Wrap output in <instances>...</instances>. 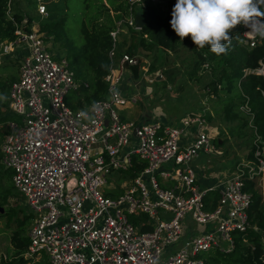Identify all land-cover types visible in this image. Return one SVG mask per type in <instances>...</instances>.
<instances>
[{"label": "built area", "instance_id": "2783aa9c", "mask_svg": "<svg viewBox=\"0 0 264 264\" xmlns=\"http://www.w3.org/2000/svg\"><path fill=\"white\" fill-rule=\"evenodd\" d=\"M127 1L130 15L110 32L111 64L104 77L108 98L86 109L67 102L79 87L69 59L53 52L39 24L33 21L28 31V17L16 22L9 1L17 37L1 43L0 54L17 52L19 45L26 53L10 89L9 106L19 119L8 121L0 151L14 187L34 215L27 255L45 252L51 264H210L205 253L231 252L235 234L251 227L248 185L254 182L264 193L263 142L257 135L253 158L238 161L222 179L203 187L194 162L215 150L204 115L188 113L177 123L151 114L139 122L124 119L120 111L139 103L141 94L128 93L126 75L136 87L156 77L147 76L139 54L119 51L121 34L126 26L140 30L137 15H143L148 2L159 0ZM43 4L40 0L38 6L45 20L49 12ZM240 27L244 45L256 47L260 38ZM133 67H139L141 77L134 76ZM245 73L264 76V63ZM241 109L253 114L248 103ZM81 111L91 119L81 117ZM134 156L146 166L127 178ZM115 172L126 185L119 194L123 183L104 190ZM211 192L219 194L215 206L208 198ZM140 215L148 219L137 225L134 219ZM146 225L153 229L143 231ZM173 244L178 246L169 249Z\"/></svg>", "mask_w": 264, "mask_h": 264}, {"label": "trees", "instance_id": "16d2710c", "mask_svg": "<svg viewBox=\"0 0 264 264\" xmlns=\"http://www.w3.org/2000/svg\"><path fill=\"white\" fill-rule=\"evenodd\" d=\"M9 1L0 0V44L17 37L15 22L8 16ZM65 1L69 8L70 0ZM84 1L82 33L85 40L81 44L70 37L66 27L67 16L58 19L50 17L49 19V14L46 20L39 24L41 31H44L51 40L60 44L61 52H64L62 55L69 59L76 72L79 87L67 100L68 104L76 109H86L97 101L108 98V84L104 77L109 73L111 64L108 56L112 44L110 32L116 28L118 20L125 19L130 15V3L127 0H107L109 7L104 0ZM33 3L35 0H25V2L11 0L12 17L20 24L25 17H28L29 24L26 26L28 31L31 30L34 16L27 11L26 6ZM175 3L176 0L148 2L147 9L143 12V27L140 30L128 27L129 42H120L119 51L139 54L141 49L147 51L162 49L178 54V50L182 48L189 54L185 60L190 61L193 74L208 65L207 69L213 72V79L207 85L210 88V94L221 100L222 116L228 127H232L238 133L237 136L245 137L247 142H252L247 158H253L254 140L257 135L261 136L264 146V76L256 73L246 74L245 72L247 69H257L261 66V62L264 63V39L259 37L258 45L250 49L242 42L241 27L238 26L231 33L232 40L227 54L217 56L210 51L208 46L199 49L190 36L181 41L171 28V13ZM55 9V7L52 8V10ZM18 56V60H15L17 63L21 62V55ZM6 66L5 68L9 72V68ZM151 69L155 70L153 65ZM132 70L134 76L139 78V67H133ZM17 79L18 77L15 75L6 77L0 75V125L10 120L19 119V116L9 106L11 85ZM246 103L249 104L253 114L246 113L241 109ZM2 141L0 134V146ZM145 166L144 161L134 156V167L131 171L126 172L127 178L135 177ZM9 181H12V171L4 168L0 151V216H9V220L16 224V228L10 236L13 252L12 264H51L47 257H43L40 262L33 261L38 253L32 256L27 255L30 246L27 226L31 224L34 217L28 205L29 213L24 214L22 218L20 217L22 209L10 208L5 214H2L1 207L7 203L8 198L19 193L16 190L8 189ZM248 188L253 194V201L249 209L251 227L245 233L235 234L236 243L231 252L215 249L205 253L204 256L210 264H264V193L256 187L254 182L250 183ZM122 192L118 191L117 193ZM208 198L215 206L219 194L211 192ZM147 219V215H140L134 219V222L140 225ZM255 226L258 230L255 229ZM152 229V225L142 227L143 231ZM29 260L33 262L30 263Z\"/></svg>", "mask_w": 264, "mask_h": 264}, {"label": "rangeland", "instance_id": "374dc122", "mask_svg": "<svg viewBox=\"0 0 264 264\" xmlns=\"http://www.w3.org/2000/svg\"><path fill=\"white\" fill-rule=\"evenodd\" d=\"M25 2V0H21ZM39 1L35 0L32 5H27L26 9L34 16V22L40 24L43 20L39 14ZM43 5L47 8L51 17L58 19L62 16H67V31L72 39L79 44L84 42V35L82 33L83 13L85 10L84 0H70L68 2L69 8L65 0H42ZM108 4L107 0H104ZM55 7V10L52 8ZM46 20V19H45ZM48 20V19H47ZM130 32L129 28L125 27L121 34V42H129ZM51 49L56 54H64L61 52L60 44L51 40ZM18 51L6 55L0 54V75L4 77L15 75L19 78L21 62L17 63V55L26 53V49L23 45L18 46ZM60 52H59V51ZM59 52V53H58ZM177 53L167 52L162 49H156L147 51L141 49L139 55L142 58V65L149 69L147 76L149 78L156 77L153 83H150L148 79L142 80L139 86H132L133 83L129 79L128 74L124 83L128 85V93L130 95L136 94L140 91V102L129 106L120 111L125 120L139 122L142 120L141 116L143 112H150L151 116L162 120L163 122L177 123L179 119L188 113H197L204 115L209 122L210 129L212 130L213 143L215 150L210 153H203L200 158H197L194 162L197 170L200 172V178L204 177L211 182L219 181L224 177L226 173L231 172L235 163L247 158L248 153L251 150V141L247 142L246 138L237 136V132L228 127L222 116V102L211 96L209 93L208 83L213 79V72L207 68H200L196 74H193V68L189 60L185 58L189 57L187 50L180 48ZM17 54V55H15ZM16 64H19L18 66ZM7 65V66H6ZM154 66L155 70L151 69ZM9 68V72L7 69ZM141 77V76H140ZM73 94L71 92L67 98ZM234 131V132H232ZM8 132V122L0 125V134L2 139ZM264 156V152H263ZM169 166V163L165 164ZM126 175V174H125ZM119 172H115L109 176V183L105 186V189L110 187L118 188L119 191H124L125 183L123 182ZM201 186L204 187V183L200 181ZM8 189L18 191L13 181L7 183ZM19 192V191H18ZM3 205L2 214H5L10 208L17 210L22 209L20 217L24 214H28V207L26 197L22 193L12 195ZM190 219V217L188 216ZM32 225L29 224L27 229L29 231ZM193 227H197L193 223ZM16 228V224L9 220V216H0V264H12V248L10 243V236L13 230ZM178 244L169 246V249H175ZM167 252H163V259L166 258ZM43 257H47L45 252H41L33 261L40 262ZM27 259L29 257H26ZM30 263L33 261L29 260Z\"/></svg>", "mask_w": 264, "mask_h": 264}, {"label": "clouds", "instance_id": "9594fccd", "mask_svg": "<svg viewBox=\"0 0 264 264\" xmlns=\"http://www.w3.org/2000/svg\"><path fill=\"white\" fill-rule=\"evenodd\" d=\"M171 16L181 41L190 36L197 48L208 46L217 56L227 54L231 33L240 25L264 39V0H176ZM79 115L91 119L86 111Z\"/></svg>", "mask_w": 264, "mask_h": 264}, {"label": "crops", "instance_id": "0c3cea01", "mask_svg": "<svg viewBox=\"0 0 264 264\" xmlns=\"http://www.w3.org/2000/svg\"><path fill=\"white\" fill-rule=\"evenodd\" d=\"M138 16V15H137ZM15 55H17V54H15ZM18 56V55H17ZM125 88H128V85L126 84L125 85ZM145 117H147V118H149L150 117V112H143V114H142V116H141V118L142 119H144ZM201 157V156H200ZM199 157V158H200ZM199 175H201L200 174V172H199ZM199 178H200V176H199ZM200 181L202 182V183H204L205 185L204 186H207V185H212L214 182H211L210 180H207V179H205L204 177H201L200 178Z\"/></svg>", "mask_w": 264, "mask_h": 264}, {"label": "water", "instance_id": "95a60500", "mask_svg": "<svg viewBox=\"0 0 264 264\" xmlns=\"http://www.w3.org/2000/svg\"><path fill=\"white\" fill-rule=\"evenodd\" d=\"M143 25H144V17H143V15H138L137 16V26L139 27V28H142L143 27ZM3 211V208H1V212Z\"/></svg>", "mask_w": 264, "mask_h": 264}]
</instances>
